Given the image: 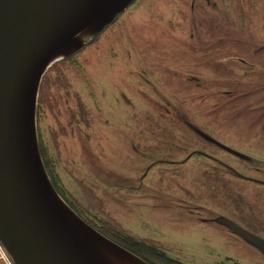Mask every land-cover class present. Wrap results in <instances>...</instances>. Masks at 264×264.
Returning a JSON list of instances; mask_svg holds the SVG:
<instances>
[{
    "label": "rangeland",
    "instance_id": "obj_1",
    "mask_svg": "<svg viewBox=\"0 0 264 264\" xmlns=\"http://www.w3.org/2000/svg\"><path fill=\"white\" fill-rule=\"evenodd\" d=\"M36 130L58 198L114 242L264 264L226 223L264 243V0H131L47 65Z\"/></svg>",
    "mask_w": 264,
    "mask_h": 264
},
{
    "label": "water",
    "instance_id": "obj_2",
    "mask_svg": "<svg viewBox=\"0 0 264 264\" xmlns=\"http://www.w3.org/2000/svg\"><path fill=\"white\" fill-rule=\"evenodd\" d=\"M130 2L0 0V243L13 264H110L97 245L125 257L134 254L58 198L36 130L38 88L51 59L81 45L75 39L79 32L100 30ZM226 223L263 248L257 235L231 220Z\"/></svg>",
    "mask_w": 264,
    "mask_h": 264
},
{
    "label": "trees",
    "instance_id": "obj_3",
    "mask_svg": "<svg viewBox=\"0 0 264 264\" xmlns=\"http://www.w3.org/2000/svg\"><path fill=\"white\" fill-rule=\"evenodd\" d=\"M117 241L130 249L134 253L140 255L147 261H150L151 258L160 260L166 264H173L172 260L167 257V255L160 249L155 248L153 246H147L141 241H137L130 236H122L121 239H117Z\"/></svg>",
    "mask_w": 264,
    "mask_h": 264
},
{
    "label": "bare ground",
    "instance_id": "obj_4",
    "mask_svg": "<svg viewBox=\"0 0 264 264\" xmlns=\"http://www.w3.org/2000/svg\"><path fill=\"white\" fill-rule=\"evenodd\" d=\"M91 32V27H87L81 32H79L76 36L75 39L81 41L86 38V36ZM57 55H55L51 60H53ZM97 253L99 252L101 258L105 260L107 263L110 264H146L144 261L131 253H127L126 257L121 255V254H113L109 253L108 251H105L101 246L97 245Z\"/></svg>",
    "mask_w": 264,
    "mask_h": 264
},
{
    "label": "crops",
    "instance_id": "obj_5",
    "mask_svg": "<svg viewBox=\"0 0 264 264\" xmlns=\"http://www.w3.org/2000/svg\"><path fill=\"white\" fill-rule=\"evenodd\" d=\"M0 264H13L0 247Z\"/></svg>",
    "mask_w": 264,
    "mask_h": 264
},
{
    "label": "built area",
    "instance_id": "obj_6",
    "mask_svg": "<svg viewBox=\"0 0 264 264\" xmlns=\"http://www.w3.org/2000/svg\"><path fill=\"white\" fill-rule=\"evenodd\" d=\"M2 249V248H1Z\"/></svg>",
    "mask_w": 264,
    "mask_h": 264
}]
</instances>
